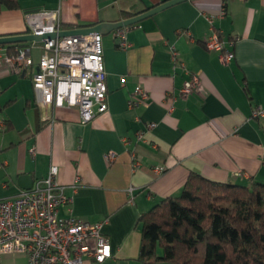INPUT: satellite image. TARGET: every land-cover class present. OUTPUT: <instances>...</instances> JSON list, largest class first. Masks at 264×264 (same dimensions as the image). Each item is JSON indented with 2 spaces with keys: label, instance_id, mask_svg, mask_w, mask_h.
I'll return each instance as SVG.
<instances>
[{
  "label": "crops",
  "instance_id": "obj_1",
  "mask_svg": "<svg viewBox=\"0 0 264 264\" xmlns=\"http://www.w3.org/2000/svg\"><path fill=\"white\" fill-rule=\"evenodd\" d=\"M166 1L18 0L19 9L0 12V37L26 34V15L41 9H59L63 30H72L130 19ZM224 2L226 15L219 17ZM207 16L214 17L222 40H235L228 65L205 47ZM127 40L124 49L116 31L102 36L109 110L86 124L78 108L41 106L32 81L40 45L26 43L12 54L0 47V200L23 191L21 176L35 182L58 166V180L73 197L60 216L105 222L112 256L103 264H140L141 216L179 196L191 173L217 182L264 183V116L253 117L256 107L264 108V0H190L130 26ZM172 48L187 70L201 74V91L186 100L176 98L188 75L173 68ZM21 49H30L34 66L16 74L5 60ZM137 86L150 99L131 109L128 99ZM150 123L155 126L148 129ZM109 152L116 155L111 163ZM133 155L141 159L136 170ZM158 166L166 171L158 174Z\"/></svg>",
  "mask_w": 264,
  "mask_h": 264
},
{
  "label": "built area",
  "instance_id": "obj_2",
  "mask_svg": "<svg viewBox=\"0 0 264 264\" xmlns=\"http://www.w3.org/2000/svg\"><path fill=\"white\" fill-rule=\"evenodd\" d=\"M226 15V2L219 17ZM211 35L205 40V47L216 53L223 65L235 57V40L225 42L214 28V17L207 16ZM28 32L48 33L63 31L60 10H37L26 15ZM130 27L116 31L120 47L130 44L127 32ZM32 48L39 46L42 53L37 70L32 75L33 88L43 107L78 108L81 122L86 124L108 112V89L104 64L102 35H75L57 38L48 42H31ZM173 50V68H181L188 75L178 89L176 98L186 100L202 89L201 74L187 70ZM11 72L21 74L34 66L30 49H21L13 57H6ZM149 92L137 86L128 99V107L138 109L148 105ZM175 99L169 101L168 110L174 108ZM264 116V108L256 107L253 117ZM155 126L148 125V129ZM145 132L137 134L142 141ZM35 153V151H32ZM116 158L109 152L106 159L111 163ZM264 161V156L262 157ZM133 170L141 166V159L133 155ZM161 174L166 167H155ZM59 167L52 165L45 178L37 179L31 190H23L14 198L0 200V264L6 255L26 257V264H86L93 260L103 264L111 256L109 238L103 233L105 222L91 223L70 215L60 216V209L70 207L73 197L67 194V187L58 180ZM243 176V175H242ZM80 179L71 187L73 193L79 188ZM69 211L72 210L69 208Z\"/></svg>",
  "mask_w": 264,
  "mask_h": 264
},
{
  "label": "trees",
  "instance_id": "obj_3",
  "mask_svg": "<svg viewBox=\"0 0 264 264\" xmlns=\"http://www.w3.org/2000/svg\"><path fill=\"white\" fill-rule=\"evenodd\" d=\"M19 7L18 0H0V12ZM24 46L0 45L10 54ZM139 223L140 264H264L259 181L217 182L191 173L179 196L161 200Z\"/></svg>",
  "mask_w": 264,
  "mask_h": 264
},
{
  "label": "water",
  "instance_id": "obj_4",
  "mask_svg": "<svg viewBox=\"0 0 264 264\" xmlns=\"http://www.w3.org/2000/svg\"><path fill=\"white\" fill-rule=\"evenodd\" d=\"M190 0H168L156 7L149 9L139 15H136L130 19H126L123 21L109 23V22H102L94 26L90 27H83L78 29L72 30H63L60 32H48V33H26L22 35H11L0 37V45H10V44H18V43H42L48 42L51 40H55L57 38L67 37V36H75V35H92V34H100L102 36H106L111 34L114 31L119 29L134 26L136 24L141 23L142 21L155 16L156 14L173 7L175 5L187 2ZM18 183L23 190H31L34 185V180L28 176L23 175L18 179Z\"/></svg>",
  "mask_w": 264,
  "mask_h": 264
},
{
  "label": "rangeland",
  "instance_id": "obj_5",
  "mask_svg": "<svg viewBox=\"0 0 264 264\" xmlns=\"http://www.w3.org/2000/svg\"><path fill=\"white\" fill-rule=\"evenodd\" d=\"M10 262L11 264H25L26 259L24 256H21V255H12Z\"/></svg>",
  "mask_w": 264,
  "mask_h": 264
}]
</instances>
